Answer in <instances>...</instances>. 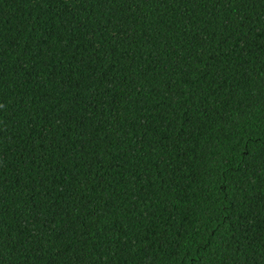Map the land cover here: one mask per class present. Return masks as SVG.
<instances>
[{"label":"trees","instance_id":"16d2710c","mask_svg":"<svg viewBox=\"0 0 264 264\" xmlns=\"http://www.w3.org/2000/svg\"><path fill=\"white\" fill-rule=\"evenodd\" d=\"M0 264H264V0H0Z\"/></svg>","mask_w":264,"mask_h":264}]
</instances>
